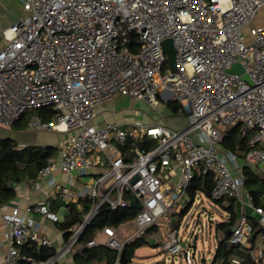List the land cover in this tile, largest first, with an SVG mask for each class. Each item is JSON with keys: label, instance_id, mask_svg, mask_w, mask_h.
<instances>
[{"label": "built area", "instance_id": "2783aa9c", "mask_svg": "<svg viewBox=\"0 0 264 264\" xmlns=\"http://www.w3.org/2000/svg\"><path fill=\"white\" fill-rule=\"evenodd\" d=\"M25 13L1 30L0 125L12 126L30 110L53 107L51 120L29 115L30 130L68 134L58 158L50 157L35 186L55 185L68 202L88 201L83 220L71 228L63 247L46 259L23 251L30 241L52 246L39 237L38 224L19 207L3 214L8 240L7 264H57L77 244L91 221L104 209L134 208V231L102 229L88 246L104 244L120 255L125 244L150 226L174 217L194 202L189 187L202 170L213 175V199L231 196L252 205L245 191V165L264 164V26L252 25L264 0H22ZM249 26L251 41L243 30ZM171 38L175 68L163 42ZM240 63L244 72L229 69ZM247 75V77L245 76ZM188 117L180 129L118 121L94 123L97 107L118 95L158 105L164 93ZM166 98V97H165ZM242 124L250 136L245 163L220 145L224 130ZM104 154L105 167L90 184L74 188L55 175L90 174ZM137 206H133V203ZM29 211L52 221L60 217L48 203H32ZM264 225V209L254 206ZM252 230L242 213L230 241L245 244ZM163 250H184L177 228H171Z\"/></svg>", "mask_w": 264, "mask_h": 264}, {"label": "crops", "instance_id": "0c3cea01", "mask_svg": "<svg viewBox=\"0 0 264 264\" xmlns=\"http://www.w3.org/2000/svg\"><path fill=\"white\" fill-rule=\"evenodd\" d=\"M24 13L25 10L22 0H0V49L6 44V40L1 34V30L14 23L19 18V16H21ZM252 25L264 26V5L258 10L252 22ZM243 33L247 41L252 40V36L250 35V31H249V26H246L244 28ZM164 95L166 98L161 97L160 103L156 106L151 107L154 109L155 114L153 115L152 113L150 114L149 111H144L140 108H135L136 106L140 107L143 104H148L147 101L135 100L128 95H118L117 97L105 103H102L97 107L94 123L96 125H102L108 121H118L124 124L126 127L130 128L137 121H139L144 125H164L175 129L183 128L189 122L187 115L185 113L180 112L177 109L175 110L173 106L169 104L171 101H174L173 98L169 97L170 93L166 92L164 93ZM162 100L166 101V105L170 109L168 111L170 112H168L167 109L165 111V107H164L165 105L164 103H161ZM129 103L131 104V106H128ZM150 105L152 106V104ZM154 107H157L158 110H156ZM158 111L160 113L163 111L162 113L164 114L167 113V115L157 114ZM20 119L23 120L20 123H16ZM20 119L15 122L16 124L14 123L12 125L13 127H16L15 130L16 136L14 138H16L22 145L32 144V145H42V146H46V145L57 146L58 152L52 157L58 158L60 154L61 142L64 139H66V137H68V134L53 129L39 130V131L30 130L28 128L29 115H25L24 117L22 116ZM94 155L95 158L100 162L93 167L90 174L79 175L75 171L72 173H65L61 169H58L55 171V175L59 178L61 183L70 185L74 188H80L85 184L92 183L94 177L98 175L100 172H102L106 165L103 153L95 152ZM240 161L242 163H245V153L243 157H240ZM247 167H249V170H251L258 178L264 179L263 163H257L252 165L246 164L244 168ZM35 180L36 178L30 181L14 183L13 186L16 189L15 197L10 199L6 203L0 205V264H7L6 256L8 252V240L5 238L4 235V231L6 227L3 222V214L5 212L12 210L14 207H19L22 213L28 215L29 217H32L36 221L39 227L38 228L39 237H49L52 240V247L55 250H58L64 246L67 240L66 238L67 230L60 227V222L63 221L66 218V216H68V214L70 213L69 205L76 204L78 211L83 213V215L90 208V203L88 201L82 200L80 202H72V203L68 202L67 200H65L60 196L59 189L55 185H49L47 183H44L40 188H37L35 186V182H34ZM245 191H247L250 195H252V201H251L252 205L250 204L244 205L236 201L239 204L240 215L242 213H247L249 216L254 217L258 223L256 230H253V226H252V230L247 236V241L245 245L250 247L253 255L261 262V264H264V225L261 221L260 214L254 211V206L264 207V194H261L260 197L258 198L259 202H256L255 196L253 195V193H251L249 185L248 184L246 185V183H245ZM198 194H202L209 199H213L211 196L206 195L204 192L198 191L195 194V196L192 197L194 201ZM41 202L48 203L55 211L58 212L60 217L59 221H52L42 213L29 211V206L32 203H41ZM193 203L194 202L189 204L190 207ZM225 204H228V202L226 201ZM227 213L228 214L225 219H228V217L230 216V213L228 211ZM209 214L211 215L210 211ZM179 216L180 214L178 213L174 217L175 221L173 219L172 226L176 225L178 221H180ZM133 219L134 218L130 219L125 223H122L118 227L115 226L119 229L118 236L120 238L124 237L121 234L122 227L126 225H132L134 231V224L132 223ZM157 225L158 224L150 226L152 228V231L148 233L149 241H150L149 243H152L154 245L159 244L157 237L155 236V233L153 231V229H158ZM167 232L168 229L163 233L164 239L166 238ZM99 234L104 235L102 230H100L95 237L97 238ZM222 238H223V233H222ZM97 239L99 241H103V239L100 238ZM30 242L31 244L33 242L37 244V242L34 240ZM80 249L81 247L77 245L75 252L79 251ZM75 252L68 253L59 262V264H76L74 259ZM212 261L210 264H212ZM234 264H239V263L238 261H235Z\"/></svg>", "mask_w": 264, "mask_h": 264}, {"label": "trees", "instance_id": "16d2710c", "mask_svg": "<svg viewBox=\"0 0 264 264\" xmlns=\"http://www.w3.org/2000/svg\"><path fill=\"white\" fill-rule=\"evenodd\" d=\"M178 110L176 100L169 103ZM32 112L39 113L44 120H51L55 114V109L51 107L30 110L25 115ZM20 119L16 123H20ZM15 123V124H16ZM250 136H244L242 124L237 123L227 127L224 130L221 146L224 149L236 152L239 157H243L249 147ZM58 152V147L54 145H22L16 138L11 136H0V205L6 203L16 195V189L13 184L23 181L34 180L38 176L39 170L46 165L48 159ZM247 179L246 185H249L251 193L256 198V202L261 194H264V179L258 178L249 167L245 168ZM215 185L213 175L204 173L202 170L196 172V175L189 187L191 197H194L198 191L211 196V191ZM219 202L230 213L228 219L217 222V228L223 233V238L219 240L212 264H261L253 255L252 250L245 244L232 243L230 237L232 230L240 217L239 204L234 197L225 196L221 199H214ZM228 204H225V202ZM70 213L60 222V227L66 229V238L71 234V228L83 220V213L78 211L76 204H70ZM190 208V205L183 209L179 214L183 216ZM264 209V207H263ZM137 210L134 208H116L104 209L88 225L81 236L78 246L79 251L74 253L76 264H114L118 257V251L107 245L88 246L89 239L94 238L100 230L107 225L120 226L136 216ZM249 221L256 230L258 223L256 219L249 216ZM179 223V221H178ZM177 223V224H178ZM176 224V225H177ZM152 228H148L141 236L128 241L120 255L121 264H129L133 261L136 250L149 243V235ZM23 251L33 254L39 259H46L53 255L56 250L52 246H41L29 242L23 246ZM59 264V263H57Z\"/></svg>", "mask_w": 264, "mask_h": 264}, {"label": "rangeland", "instance_id": "374dc122", "mask_svg": "<svg viewBox=\"0 0 264 264\" xmlns=\"http://www.w3.org/2000/svg\"><path fill=\"white\" fill-rule=\"evenodd\" d=\"M161 103H164L165 111L166 109L167 111L170 110L165 100H162ZM128 106H131V104L129 103ZM153 106L156 105L151 106L148 102V104H143L140 107L136 106L135 108L149 111L150 114L152 113L153 115L155 114L154 109L151 108ZM154 108L158 110L157 107ZM162 112L160 113L158 111L157 114H164ZM164 115H167V113ZM15 130L16 127L0 125V136L15 137ZM209 211L211 212V217H209ZM227 214L226 209L219 202L209 199L202 194H198L189 210L183 216H179V223L171 227L178 229L179 239L184 248L188 247L189 242L193 240L195 234H199L196 256L192 257L191 255V261L189 262L185 257L184 250L176 254H171L163 250V233L171 228L168 226L167 222L160 221L157 223L158 229H153L159 244L154 245L152 243H147L141 246L137 249L133 261L129 264H203L201 261L202 257H205L207 264H210L214 258L218 241L222 238V233L217 228V222L225 219ZM132 232V225L122 227V236L127 237ZM97 238L103 239V241L106 239L105 235L101 234H99Z\"/></svg>", "mask_w": 264, "mask_h": 264}, {"label": "water", "instance_id": "95a60500", "mask_svg": "<svg viewBox=\"0 0 264 264\" xmlns=\"http://www.w3.org/2000/svg\"><path fill=\"white\" fill-rule=\"evenodd\" d=\"M163 45H164V49L165 51L169 54V57H170V60H171V63L173 65V68L176 69L175 67V49H174V45H173V40L171 38H167L165 39V41L163 42ZM229 71L231 72H238V73H242L244 72V68L242 67V65L240 63H235L230 69ZM247 77V75H245ZM133 206H137L136 203L134 202L133 203ZM200 215V213H199ZM209 217H211V215L209 214ZM175 221V219H174ZM198 236L199 234H195L193 240H191L188 244V247H192L193 248V257L196 256V253H197V249H198ZM152 242V240H151ZM185 257H186V253H185ZM202 263L203 264H207V261H206V258L205 257H202L201 259Z\"/></svg>", "mask_w": 264, "mask_h": 264}]
</instances>
